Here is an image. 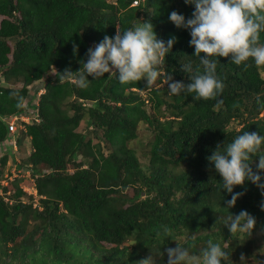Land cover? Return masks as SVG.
Instances as JSON below:
<instances>
[{"label":"trees","instance_id":"16d2710c","mask_svg":"<svg viewBox=\"0 0 264 264\" xmlns=\"http://www.w3.org/2000/svg\"><path fill=\"white\" fill-rule=\"evenodd\" d=\"M173 11L187 22L195 4L0 0V73L8 83L0 84V144L10 137L5 119L32 106L34 96L40 114L18 137L19 144L22 136L30 138L32 150L23 162L32 165L36 204L31 195L24 198L21 179L1 184L6 144L0 155V264H139L150 255L156 264H167V248L179 243L198 254L210 239L230 254L231 264H264V192L246 180L234 186L233 194L243 195L228 209L232 194L223 190L222 177L207 159L217 145L223 148L245 131L264 136V66L213 57L225 84L215 99L175 96L167 84L157 87L168 75L190 83L191 74L180 70L189 61L193 74L198 66L203 73L190 45L191 30L170 21ZM141 22H151L165 43L176 38L154 86L148 88L146 79L121 85L115 70L88 77L86 89L60 79L65 69L79 71L88 49L105 35L114 37L117 27L124 31ZM259 44L264 45V31ZM147 89L150 110L140 92ZM12 93L24 98V107H16ZM217 100L223 103L217 106ZM82 120L85 131L78 130ZM140 123L152 133L145 162L128 146ZM258 162L254 157V172ZM259 174L264 183V172ZM241 210L255 218V227L251 234L232 236L228 216ZM161 226L173 235L156 241Z\"/></svg>","mask_w":264,"mask_h":264},{"label":"clouds","instance_id":"9594fccd","mask_svg":"<svg viewBox=\"0 0 264 264\" xmlns=\"http://www.w3.org/2000/svg\"><path fill=\"white\" fill-rule=\"evenodd\" d=\"M185 2L195 4L193 18L185 22L184 16L173 11L169 19L177 28L184 27L191 30L190 45L195 48L194 55L199 58L203 73L200 72L198 66L193 74V64L189 61L184 63L180 70L191 74L188 77L190 83L173 81V77L168 75L166 80L163 79L156 86L162 87L167 84L169 94L175 96H179L181 93H194L195 100L215 99L222 94L225 84L217 76V61L212 59L213 57L227 58L231 56V63L237 66L243 64L245 67L248 66L247 61L252 59L257 67L264 66V45L259 44L260 33L264 31V0H185ZM136 4L137 1H133L132 5ZM175 42V37L170 38L166 43L159 40L151 22H141L124 31L117 27L114 37L105 35L94 49H88L87 62L82 63L79 71L72 72L70 68L65 69L60 74V79L70 81L81 89H86L90 83L88 77L101 78L106 73L115 70L119 73L118 80L121 85L146 79L148 88H151L161 76L158 66L162 64ZM77 51L78 46L73 44L74 54ZM201 53L206 55L201 57ZM0 84L8 86L1 73ZM30 87L34 88L35 86ZM147 91L148 89L140 92L144 94ZM42 92L43 90L39 89L35 93L40 95ZM12 95L18 97L16 107H24V98L18 93H12ZM36 98L38 103V97ZM34 99L35 96L31 100L32 103L35 102ZM257 102L259 103V97H257ZM222 103V100H217V106ZM27 124L29 123L24 124L25 129L18 131L16 145H19L18 137L22 135L20 133L26 131ZM24 138L28 149L27 155H29L32 150L30 138L25 136ZM8 139L6 145L9 155L6 163L10 159L9 165H13V167L11 171H9L11 167H8L7 175L1 180V184L14 178H24L27 174L26 177L30 178L34 188L35 176L32 175V165L25 164L19 155L11 152L13 145ZM262 145H264V136L255 131H245L223 148L217 145V149L207 158L210 163L214 164L216 171L222 177L223 190L232 194L231 199L226 202L228 209L234 207L237 199L243 195V193L233 194L234 186H243L246 180L251 181L264 192V183H261L262 177L259 174L264 172V154L258 155L261 153ZM3 148L4 145L0 144V150ZM257 156L259 162L256 165L257 172H254L250 165L253 158ZM21 187L24 189L23 186ZM34 190L37 195L35 188ZM5 200H7L6 197ZM261 207L264 209V204ZM255 224V218L246 210H241L236 215H229L226 225L234 236L243 233L251 234ZM172 235L173 229L161 226L160 230L155 232V240L171 238ZM166 251L167 264H221L222 260L231 264L230 254L226 253L220 243H214L211 239L208 240L207 247L198 254H190L189 248L183 247L179 243L174 248H167ZM241 259H243V255ZM139 264H156V259L150 255L139 261Z\"/></svg>","mask_w":264,"mask_h":264},{"label":"rangeland","instance_id":"374dc122","mask_svg":"<svg viewBox=\"0 0 264 264\" xmlns=\"http://www.w3.org/2000/svg\"><path fill=\"white\" fill-rule=\"evenodd\" d=\"M0 19H1V17H0ZM32 89L34 90L35 88H32ZM146 95H148V93L145 92L144 94H142V97L146 98V108H147V110H150V103H147V96ZM33 101L36 102L37 98H35ZM85 124H86V122L84 120H82L78 126V130L79 131H85L86 130ZM90 136H91V134H90ZM21 138L23 139L21 144L16 145L15 147L12 146L11 152L15 155H19V158L21 160L22 159L24 160L28 154V151H27L28 149H27V144H26V140H25L24 136H22ZM151 139H152V133L150 131V128L147 126L146 123H140L138 125V129H137V137L128 143V146L135 150L137 157L142 162L147 161L149 142ZM94 141H96V139H94ZM104 151H106L105 147H104ZM3 153L4 152L2 150H0V155H2ZM9 163H10V159H8V163L5 164L4 177L7 175L8 167H11V168H9V171H11V169L13 167V165H9ZM69 167H70V169H72L71 166H69ZM26 175L27 174H25L24 178H21V182H20V185L24 187L25 192H26L24 195V198L27 199L31 195L33 197L32 198L33 202L36 204L38 201V195L35 194V190L33 188V183L31 182L30 178L26 177ZM18 177H20V176H18ZM8 182L9 181L3 182V185H6ZM7 193H9V192H7ZM259 242H261V241H259Z\"/></svg>","mask_w":264,"mask_h":264},{"label":"built area","instance_id":"2783aa9c","mask_svg":"<svg viewBox=\"0 0 264 264\" xmlns=\"http://www.w3.org/2000/svg\"><path fill=\"white\" fill-rule=\"evenodd\" d=\"M37 106L38 103L33 102V105L30 106L29 108L23 110L18 114L10 115L7 117V119H5L7 124V129L11 134L8 141L14 147L16 146L18 131L21 129H25L24 124L31 123L32 121H39V112Z\"/></svg>","mask_w":264,"mask_h":264},{"label":"bare ground","instance_id":"6f19581e","mask_svg":"<svg viewBox=\"0 0 264 264\" xmlns=\"http://www.w3.org/2000/svg\"><path fill=\"white\" fill-rule=\"evenodd\" d=\"M6 143H7V139H5V144H6ZM5 144H4V145H5Z\"/></svg>","mask_w":264,"mask_h":264}]
</instances>
